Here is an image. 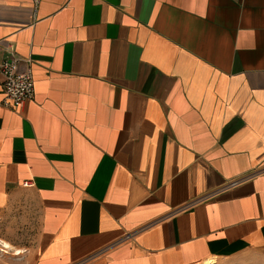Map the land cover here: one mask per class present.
I'll return each instance as SVG.
<instances>
[{
  "label": "crops",
  "instance_id": "0c3cea01",
  "mask_svg": "<svg viewBox=\"0 0 264 264\" xmlns=\"http://www.w3.org/2000/svg\"><path fill=\"white\" fill-rule=\"evenodd\" d=\"M11 55L0 264H264V0H0Z\"/></svg>",
  "mask_w": 264,
  "mask_h": 264
},
{
  "label": "built area",
  "instance_id": "2783aa9c",
  "mask_svg": "<svg viewBox=\"0 0 264 264\" xmlns=\"http://www.w3.org/2000/svg\"><path fill=\"white\" fill-rule=\"evenodd\" d=\"M21 61L16 55H11L0 63L4 95L0 107L17 108L34 97L31 62L26 60L25 69L20 70Z\"/></svg>",
  "mask_w": 264,
  "mask_h": 264
},
{
  "label": "bare ground",
  "instance_id": "6f19581e",
  "mask_svg": "<svg viewBox=\"0 0 264 264\" xmlns=\"http://www.w3.org/2000/svg\"><path fill=\"white\" fill-rule=\"evenodd\" d=\"M10 250H13V252L16 255H19L20 253H22V250L13 248L9 243H7V242H5V241L0 239V252L6 253V252H8Z\"/></svg>",
  "mask_w": 264,
  "mask_h": 264
},
{
  "label": "rangeland",
  "instance_id": "374dc122",
  "mask_svg": "<svg viewBox=\"0 0 264 264\" xmlns=\"http://www.w3.org/2000/svg\"><path fill=\"white\" fill-rule=\"evenodd\" d=\"M16 244H20V245H22V244H26V243H24V242H20V243H16ZM3 254H5V253H3ZM0 256H1V253H0ZM6 264H12V260L11 259H6ZM229 264H257V263H254L252 260H240V261H234V262H232V263H229Z\"/></svg>",
  "mask_w": 264,
  "mask_h": 264
}]
</instances>
